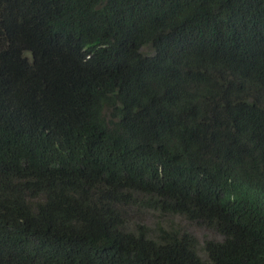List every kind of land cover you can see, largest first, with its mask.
Listing matches in <instances>:
<instances>
[{
    "label": "trees",
    "instance_id": "obj_1",
    "mask_svg": "<svg viewBox=\"0 0 264 264\" xmlns=\"http://www.w3.org/2000/svg\"><path fill=\"white\" fill-rule=\"evenodd\" d=\"M0 264H264V0H0Z\"/></svg>",
    "mask_w": 264,
    "mask_h": 264
},
{
    "label": "rangeland",
    "instance_id": "obj_2",
    "mask_svg": "<svg viewBox=\"0 0 264 264\" xmlns=\"http://www.w3.org/2000/svg\"><path fill=\"white\" fill-rule=\"evenodd\" d=\"M189 228L199 237L201 241L218 236L215 231L200 226H190Z\"/></svg>",
    "mask_w": 264,
    "mask_h": 264
}]
</instances>
